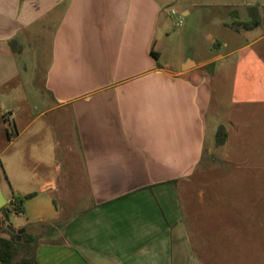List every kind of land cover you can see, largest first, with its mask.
<instances>
[{
	"label": "crops",
	"instance_id": "0c3cea01",
	"mask_svg": "<svg viewBox=\"0 0 264 264\" xmlns=\"http://www.w3.org/2000/svg\"><path fill=\"white\" fill-rule=\"evenodd\" d=\"M212 112L260 122L264 0H0V189L35 193L9 222L36 264H264L258 212L194 198Z\"/></svg>",
	"mask_w": 264,
	"mask_h": 264
},
{
	"label": "rangeland",
	"instance_id": "374dc122",
	"mask_svg": "<svg viewBox=\"0 0 264 264\" xmlns=\"http://www.w3.org/2000/svg\"><path fill=\"white\" fill-rule=\"evenodd\" d=\"M228 19L231 20V17ZM174 20L175 23H171L170 29L175 34H180L185 28L184 18L183 27L177 26V16ZM205 28L204 26L206 34L214 32ZM205 43L209 47V42L205 41L203 44ZM168 49L167 54L175 60L178 56L182 58L187 55L197 56L196 52L187 49L186 45L180 41L178 45L177 42L170 43ZM34 77L36 84L40 86L44 77L41 68ZM225 116V112H222L219 118ZM209 117L207 144L213 146L216 151L212 155L206 153L204 156V163L198 171L194 198L199 201V208L202 210L213 207L217 211L258 212L256 220H260V261H264V112L260 113V122H218L227 127L230 140L217 147L214 144L215 113L212 112ZM4 122L11 131L12 119ZM226 153L229 157L225 156ZM5 190L9 196L11 187L5 186ZM200 198L203 199L200 201Z\"/></svg>",
	"mask_w": 264,
	"mask_h": 264
},
{
	"label": "trees",
	"instance_id": "16d2710c",
	"mask_svg": "<svg viewBox=\"0 0 264 264\" xmlns=\"http://www.w3.org/2000/svg\"><path fill=\"white\" fill-rule=\"evenodd\" d=\"M254 9V7H251L250 11H253ZM258 24V16H253L248 22L234 23L233 27L235 29H252ZM227 138L228 133L226 127L223 124L219 125L215 138L216 146L224 145ZM34 195L35 193L27 194L23 198L11 202L9 207H3L0 209L3 214L0 220V260L3 264H36L34 247L39 242L40 237L28 232H17L14 234L8 228L10 225L9 212L15 211L16 213H22L24 211L25 200ZM18 235L21 237L19 241L17 240Z\"/></svg>",
	"mask_w": 264,
	"mask_h": 264
},
{
	"label": "built area",
	"instance_id": "2783aa9c",
	"mask_svg": "<svg viewBox=\"0 0 264 264\" xmlns=\"http://www.w3.org/2000/svg\"><path fill=\"white\" fill-rule=\"evenodd\" d=\"M170 13H171L172 15L178 17L177 26H178V27H182V25H183V16L181 15V13H180L177 9H175V8L170 9ZM8 115H10V113H7V112L4 113V117H5V116H8Z\"/></svg>",
	"mask_w": 264,
	"mask_h": 264
},
{
	"label": "water",
	"instance_id": "95a60500",
	"mask_svg": "<svg viewBox=\"0 0 264 264\" xmlns=\"http://www.w3.org/2000/svg\"><path fill=\"white\" fill-rule=\"evenodd\" d=\"M6 199L4 198V196L2 195L1 189H0V209L2 207H4L6 205ZM8 228L12 231V233L16 234L17 231L15 228H13L12 226H8ZM21 239L20 235L17 236V240L19 241Z\"/></svg>",
	"mask_w": 264,
	"mask_h": 264
}]
</instances>
